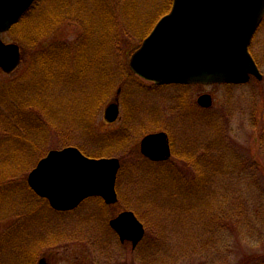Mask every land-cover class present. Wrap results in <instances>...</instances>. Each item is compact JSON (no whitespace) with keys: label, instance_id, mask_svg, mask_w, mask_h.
I'll list each match as a JSON object with an SVG mask.
<instances>
[{"label":"rangeland","instance_id":"1","mask_svg":"<svg viewBox=\"0 0 264 264\" xmlns=\"http://www.w3.org/2000/svg\"><path fill=\"white\" fill-rule=\"evenodd\" d=\"M105 1L112 4L121 3V0ZM35 2L38 10L43 7V11L38 12V15L33 17L34 20L32 18L35 28L42 30L41 19L46 23V27L51 26L50 23L54 20L61 23L56 25L58 28L53 33H46L47 35L32 48L29 47V44L25 47L14 40L15 33L10 30L0 34L1 39L5 42L19 43L22 52L21 63L17 68L9 73L0 69V89L5 90L12 83L16 84L14 81H20V79L25 81L28 78L29 80V70L39 71L40 76L46 77L47 75L40 85L37 84L33 88V100L31 101L37 109L43 111L42 119L48 115L47 119H51V123H54L52 125L55 126L46 125L45 131L41 132V135L46 137V153L50 149L68 145L78 148L81 146L83 149H79L82 153L90 157H110L122 153L124 157H119L121 164L122 162L126 164L123 169L120 166L117 173L118 201L114 204H107L111 207L109 210H105L110 216L108 220L122 210L134 211L144 224L145 234L133 248L130 241L121 242L119 240L109 222L108 226L112 233H108L101 218L88 219V223L82 222L80 217L86 216L91 207H88L86 203L83 204L86 199L78 207L65 211L54 210L45 199L46 206L48 205L52 210L42 220L40 219L41 221L39 220L40 223H37L36 215L26 219L25 217L29 213L36 212L35 205L44 198L37 196L30 188L32 193L21 187L18 195L22 200V203L19 204L22 209V217L6 215L5 210L8 204H5L4 198L0 200V264H14L15 260L16 264H42V261L44 264H239L235 256L239 252L242 256L262 253L264 251V244L261 240L264 239V152L257 141L262 125V113L260 104L256 113L253 108L255 102L251 95L257 88L254 82L249 84H192L183 87L178 84L156 85L145 80L128 69L127 51L130 48L133 51L139 46L141 40L136 36L135 30L131 28L133 23L130 25L123 22L125 26L129 27L125 32L127 34L132 32L134 35L131 37L124 33L121 37L116 32L115 53L118 58L125 61L126 69L124 71L117 70L109 75L103 73L102 63H105V59L109 57L110 49H107V46L105 48L103 43H98L95 37L87 54L89 60L86 63H89L87 67L90 68L88 76L83 78V76L77 75L76 77L72 74L70 87H65L63 84L53 87L49 76V67L44 69L40 67V54L44 52H39L47 50L48 47L50 48L56 43L65 42L69 46L75 45L80 39L79 35L82 30L79 24L71 22V18H74L72 13H78L80 21H84L85 18L91 19L93 12L90 10L94 6L95 0H71L67 7L69 14L66 12L58 14L56 10L52 9V0H45V2L36 0ZM58 3V0L55 1L56 5ZM84 3L85 7H82L81 5ZM85 9L87 14H85ZM144 9L149 8L145 7ZM53 11L56 12L52 14ZM119 23V30L124 32ZM114 31L115 29H113ZM84 49L86 48L83 47L82 50ZM250 51L259 62V69L263 74L259 81L263 80L264 84V18L251 40ZM93 57L96 59L93 60ZM32 59L34 60L31 61ZM57 61L59 62V60ZM72 70L73 68L69 67L67 72H72ZM103 74L107 78L113 75L111 79L113 78L115 81V86L111 89L110 96L94 114L103 91ZM61 77L60 84L64 75ZM25 85L22 84L21 87L25 89ZM202 93L211 95L212 104L209 107L198 104L197 98ZM116 109L117 114H115ZM74 115L78 116L79 121L74 118ZM92 115L93 118H91ZM87 122L90 126L87 130L92 131L93 137H89L88 131L85 129ZM156 131H165L170 137L171 156L165 161L168 165H172L176 169L180 168L184 173L192 176L196 172L195 168L185 159L198 154V163H196L198 167L207 170L214 169V161L217 159L220 167L215 169L222 170L216 171L217 174L214 175L213 180L205 182L198 196L192 198L191 202L195 204L194 207L191 205V207L182 208V212H192L196 203L205 202L203 201L205 198L203 189H206L212 199L221 203L217 211L225 213L229 217L230 215H242L241 221L245 224L246 222L250 223L248 228L240 232L238 238L232 236L231 232L223 234L227 240L231 241L230 249L225 248L226 244L220 246L217 256H213L207 261L189 254L192 244L190 235L205 230L202 225L198 224V221H191L193 224L188 226L182 222L184 227L180 226L181 228H179L172 226L171 214H163L161 215L163 218H159L160 213L165 212L161 206L157 205L154 210L151 208L150 214L145 211L146 203L154 205L152 202L161 198H164L165 203L171 204L169 206L173 209L175 206L173 202L177 198L176 190L167 186L155 187L148 182L149 180L145 181L146 184L141 185L140 178L131 177L132 175L125 171L130 161H138L137 165H139V162L144 158L140 152L141 138ZM118 132L123 134L120 135L122 139L118 138ZM108 135H115L113 137L115 139L105 138ZM86 150L92 153H95L96 150L106 154H108L106 151L110 150L111 153L92 155L87 154ZM123 150L125 151L123 152ZM131 150L132 152H130ZM225 150L238 153L254 162L257 167L252 171L248 170L238 160V155L223 154ZM205 156H211V158L206 159ZM38 160L27 172L26 184L28 173ZM141 164L145 167L150 165L148 162H141ZM153 168L157 172L160 171V173L155 171L157 176L165 174L163 171L165 169H162L160 165L153 166ZM138 173L141 178L151 174L147 171L146 174L143 171ZM142 189L145 192L148 190L155 192V197L146 198V200L140 198L136 191ZM121 194L122 197H120ZM221 197H223L222 201H220ZM186 201L188 202V200ZM187 202L184 204L186 207ZM245 202L249 204L243 205ZM133 205L138 207L137 209L143 212L144 216H140L138 211L132 207ZM100 215L101 213L97 214V216ZM10 216L12 217L8 218ZM247 217L250 218L246 219ZM15 220H17V225L25 220L23 224L26 226L25 230L21 229L19 233L27 234L26 243L24 245L16 244L17 247L8 244V239L4 234L10 233L11 224ZM20 228L23 227L20 226ZM153 234H156L157 237L153 238ZM98 237L99 240L96 239ZM29 252H32L33 256L27 257ZM227 252L228 254H226ZM241 264L246 263L243 261Z\"/></svg>","mask_w":264,"mask_h":264},{"label":"trees","instance_id":"2","mask_svg":"<svg viewBox=\"0 0 264 264\" xmlns=\"http://www.w3.org/2000/svg\"><path fill=\"white\" fill-rule=\"evenodd\" d=\"M52 1V9L56 10L58 14L64 12L68 13L67 7H69L71 0H58V5L55 4V1L57 0ZM171 3L172 0H121V3L119 4H112L106 2L105 0H95L94 6H92V9L90 10L93 12L92 15L90 14L91 19L85 18L84 21H80L78 13H72L74 15V18H71V22L79 24L82 30L81 34L79 35L80 39L75 43L76 46L74 44L73 46H69L65 42H63L61 44L56 43L50 48L48 47V51L42 50L41 52H39H44L40 54V67L42 69L49 67V76L53 83V87L55 85L62 86V84L65 87H70L69 83H72V74H74V76L76 77L77 75L83 76V78L88 76L90 68L87 67L89 63H86L89 60L87 54L89 51V47H92L93 45V39L96 37L98 43H103L105 45V48L107 46V49H110L109 57L105 59V63H102V65L104 66L103 73L109 75L117 70L124 71L126 69L125 61L118 58L117 54L115 53L116 42H114V40L116 39V32L118 33V36L122 37L124 33L127 34V32L125 31H127V29L129 28L128 26H125L123 22H126L130 25L133 23L131 28L135 30L136 36H138L140 40H142L151 30L157 19L169 10ZM81 6L85 7V3ZM145 7H148L149 9L145 10ZM40 11H43V7L38 10L36 8L35 2L30 7V9L19 19V21L10 29L11 32L15 33L14 40H17L25 47L27 46V44H29L30 48L35 47L39 43L40 39H42L48 33H53V31L58 28L56 25H59L61 23L58 20H54L52 23H50L51 26L46 27V23L43 21V19H41L40 26L42 30L35 28V26H33L34 21H32V18L38 15L37 13ZM56 11H53L52 14ZM85 14H87L86 9ZM118 23L121 24L124 32L119 30ZM113 29H115L114 32ZM126 36L133 37L134 35L132 32H129ZM83 47H85L86 49L82 50ZM118 48H120L119 45ZM131 52L132 48H130V50L128 49L127 55L130 56ZM34 53H37V51H34ZM95 59L96 58L93 57V60ZM97 59L99 60L98 57ZM33 60L34 59H32L31 61ZM57 60H59V62ZM256 62L259 66V62L257 60ZM69 67H72L74 71L72 70V72H67ZM128 69L130 68L128 67ZM28 72L30 73L29 80L27 78L28 81H24V79L22 81L20 79V81H14L16 82V84L12 83L10 86L6 87L5 90L0 89V200L4 198L5 204H8L5 210V214H12L15 217L23 216L22 209H20L19 207V204L22 203V200L18 195L21 191L20 188L23 187L32 193V191L26 184V174L34 165V163L43 155H45L47 150V148L45 147L46 137L44 135H41V132L45 131L46 125L53 126L52 124H54L51 123V119H47L49 117L48 115H46V117L44 116L45 119H42L44 115L43 111L37 109L35 104L31 103V101L33 100V88L37 84L40 85L46 79L47 75L46 77H44L43 75L40 76L38 73L39 71L35 72L34 70H29ZM56 74L59 77L58 79L56 78ZM62 75H64V78L63 81H61L62 83L60 84V78L62 80ZM111 77L107 78L105 75L103 76V91L98 100V105L94 114L101 108L105 100L110 96L111 89H113V87L115 86V81H113V78L111 79ZM262 81L251 78V80L245 84L254 82V85L257 86L251 97L255 102V105L253 107L255 108V113L259 104L261 105L262 125L257 141L259 147L264 152V84ZM22 84H26L25 89L27 87V90L21 87ZM178 85L183 87L189 86L183 84ZM86 104L87 107H89L88 103ZM74 118L78 120V116L74 115ZM91 118H93V115L91 116ZM88 127H90L89 122L86 123L85 129L86 131H88V136L93 137L91 135L92 131L87 130ZM117 134L116 135L118 136V138L122 139V136L120 135L123 134H120V132H118ZM114 136L115 135H108L105 138L113 140L115 139L113 138ZM220 146L222 147V144H220ZM79 148L81 149L82 147L80 146ZM86 151L87 154L89 153L92 155L98 153H100L99 155H108L111 153L109 152L110 150L106 151L108 154L96 150L94 151L95 153L89 152L88 150ZM124 151L125 150H123V152ZM130 152H132V150ZM225 153L238 155V160H240L243 166H246L248 170L252 171L257 167L255 166L254 162L242 157L236 152H228V150H225L223 154ZM118 157L123 158L124 155H122L121 153L118 154ZM205 158L208 159L211 158V156H205ZM185 160L186 162H189L194 166L196 171L194 172V175L190 176L184 173L180 168L176 169L174 166L168 165L167 162H152L146 158H142V160L139 162V165H137L138 161H130L129 165L127 164L128 166L126 167L125 171H127L129 175H132L131 177L135 176L140 178L141 185L146 184L145 181L149 180L148 182H150L155 187L158 186V188H160L167 186L173 187L176 190L175 193L177 194V198L173 202L175 205L173 209L169 206L171 204L165 203V201L163 200L164 198H161L160 200H154L152 202L154 205L149 202L146 203L147 207L143 205L145 211L150 214L152 210H154V207H156L157 205L159 207L161 206V208L165 210V212H161L159 218H163V216L161 217V215L163 214H171V217L173 219L172 226H178L179 228H181L180 226H183L182 222H185V225L188 226L189 224H193L191 221H198V224L202 225L205 230H201L200 232H195L190 235L192 236V244L190 246L191 249L189 254L198 256V258L207 261V259H210L213 256H217L220 246L226 244L225 248L227 247L230 249L231 241L227 240L223 234L231 232L232 236L238 238L240 232L244 231L245 228H248L250 223L246 222L245 224L243 221H241L242 215H230L229 217L225 213L222 214L217 211L220 208L221 203H218L214 199H212L206 189H203L205 193V198H203V201L205 202L196 203V206L192 212H182V208H188L191 207V205L192 207H194L195 204H192L191 202L193 201L192 198H196L198 196L200 189L203 188L205 182H209L210 179L213 180L214 175L217 174L218 171H222L221 169H215L220 167L217 159L214 161L215 168L210 170L204 168L201 169L200 167H198V165L196 164L198 163V154L196 156H190ZM141 162H148L150 163V165H147L145 167L142 166ZM125 164V162H122L121 169L125 168ZM156 165H160L162 169H165L163 170L165 174H162V176L160 177L157 176L155 173V171L157 172V170L153 168V166ZM139 171H143V173L145 174L147 171L151 174L147 175V177L145 176V178H141L139 176L141 172L138 173ZM157 173H160V171ZM21 181L22 183H20ZM143 191L144 189L137 190V196H139L140 198L142 197L145 200L146 198L150 199L151 197H155V192H152L150 190H148L147 192ZM139 192L141 193L139 194ZM120 197H122V194L120 195ZM222 198L223 197H221L220 201H222ZM6 199H10L11 201L9 202ZM186 200H188V202ZM186 202L188 204L187 207L184 206ZM85 203L88 207H91L87 215L80 217V220L84 223H88V219L101 218L103 224L107 227L108 233H112V231H110L111 229L108 226V219L110 216L106 213L105 210H109L111 206L107 205L100 197H89L83 202V204ZM46 204L47 202L45 201V199H40L37 202V205H35L36 212L29 213L25 218L27 219L28 217H33L34 215H36L35 217L37 218V223H40L42 218L52 210H50L48 205L46 206ZM248 204L249 203L245 202L243 205ZM135 205H133L132 207H134L138 211V214L140 216H144V213L139 211L137 209L138 207H136L137 205ZM96 213H101V215L97 216ZM11 217L12 216L8 218ZM249 218L250 217H247L246 219ZM16 221L17 220H15L13 224H11L12 230L10 231V233L4 234L5 238L8 239L7 243L17 247L16 244L24 245L26 243L27 234L19 233L21 229L25 230L26 226L23 225L24 221L20 225H17ZM20 226L23 228H20ZM157 226L161 229L159 224H157ZM155 235H152L153 238L157 237V235ZM96 239L99 240V237ZM261 240L264 244V239ZM228 252L226 254H228ZM32 254V252L27 253V257L33 256ZM235 256L236 260L238 259L237 263L239 264H241L243 261L246 264H264V251L262 253H258L257 255L245 254L243 256L241 255V252H239ZM14 264H16V260Z\"/></svg>","mask_w":264,"mask_h":264},{"label":"water","instance_id":"3","mask_svg":"<svg viewBox=\"0 0 264 264\" xmlns=\"http://www.w3.org/2000/svg\"><path fill=\"white\" fill-rule=\"evenodd\" d=\"M34 0H0V33L8 31ZM264 16V0H172L169 11L154 24L131 53L129 66L157 84L245 83L261 73L249 51ZM21 61L18 43L0 37V68L13 71ZM203 107L212 104L208 93L198 96ZM117 114V109L115 110ZM141 153L154 161L171 155L168 134L150 132L140 140ZM117 157H90L73 145L50 149L27 176L29 187L58 211L76 208L85 198L100 196L108 204L118 199ZM119 240H142L145 227L132 210L109 220ZM44 264V261H42Z\"/></svg>","mask_w":264,"mask_h":264},{"label":"flooded vegetation","instance_id":"4","mask_svg":"<svg viewBox=\"0 0 264 264\" xmlns=\"http://www.w3.org/2000/svg\"><path fill=\"white\" fill-rule=\"evenodd\" d=\"M169 142H170V137H169ZM170 147H171V145H170Z\"/></svg>","mask_w":264,"mask_h":264}]
</instances>
